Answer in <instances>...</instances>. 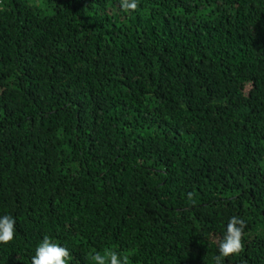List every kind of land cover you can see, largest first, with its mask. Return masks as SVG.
Listing matches in <instances>:
<instances>
[{
    "label": "trees",
    "instance_id": "1",
    "mask_svg": "<svg viewBox=\"0 0 264 264\" xmlns=\"http://www.w3.org/2000/svg\"><path fill=\"white\" fill-rule=\"evenodd\" d=\"M136 4L0 0V264H264V0Z\"/></svg>",
    "mask_w": 264,
    "mask_h": 264
},
{
    "label": "clouds",
    "instance_id": "2",
    "mask_svg": "<svg viewBox=\"0 0 264 264\" xmlns=\"http://www.w3.org/2000/svg\"><path fill=\"white\" fill-rule=\"evenodd\" d=\"M122 7L133 10L137 7L136 0H122ZM191 198V194H189ZM16 221L10 214L0 215V245L8 244L14 238ZM244 222L232 216L228 219L223 238L218 245V255L215 264H222V260L240 252L242 248V231ZM69 250L67 247L52 241L45 236L35 249L31 264H69ZM95 264H128L129 257L120 255L117 251L107 249L101 254L99 251L91 255Z\"/></svg>",
    "mask_w": 264,
    "mask_h": 264
}]
</instances>
